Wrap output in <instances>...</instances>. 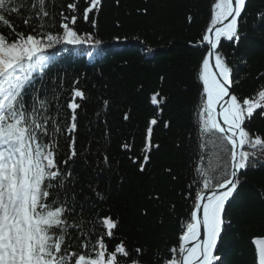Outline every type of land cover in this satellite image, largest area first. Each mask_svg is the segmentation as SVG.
<instances>
[{"label": "snow or ice", "instance_id": "1", "mask_svg": "<svg viewBox=\"0 0 264 264\" xmlns=\"http://www.w3.org/2000/svg\"><path fill=\"white\" fill-rule=\"evenodd\" d=\"M115 2L120 4V0ZM101 8L102 0H69L66 5L59 0H0V23L9 29L0 32V264H141L140 247H135L133 255L124 239L113 244L130 214L114 217L111 209H99L114 191L122 190L127 180V173L120 174L124 160L109 155L111 133L107 128L102 141L80 145V112L88 96L79 79L65 96L63 79L58 73L53 78L56 58L47 55L60 45L98 49L102 40L97 38L98 25L92 15ZM246 12L247 0H214L199 42H189L206 49L195 76L200 97L197 126L202 137L215 138L213 143L222 155L211 169L193 165L194 174L188 171L181 190L184 213L175 221L173 246L158 264H223L217 251L232 224L227 206L239 195L241 175L264 166L256 155L258 148L264 153V138L246 129V121L254 114L264 116V86L254 96L234 94L232 69L220 51L223 41L239 50L240 21ZM12 13L21 15L26 31L17 30L9 18ZM136 13L148 15L149 10L136 9ZM257 16L264 24V12ZM80 19L97 32H81ZM186 19L188 24L193 22L191 14ZM116 27L122 25L117 22ZM114 39L120 41L119 36ZM81 54L93 57V51ZM242 60L247 63V57ZM159 80L162 84L165 76ZM144 87L140 83L137 92ZM161 91L153 90L145 97L155 107L146 118L140 144L125 139L118 145L127 172L142 178L152 174L153 157L161 149L154 141L155 130L161 124L165 130L171 127V121L160 115L167 100ZM112 103L103 98L95 113L97 126L101 121L107 125L104 117ZM131 113V108L124 111L123 121L129 122ZM88 169L91 172L81 183V170ZM105 174L109 181L101 188ZM163 176L169 184L177 181L173 166H164ZM112 177H119L115 190ZM142 196L150 204L161 201L155 188ZM92 208L99 210L86 216ZM175 210L172 202L169 214L174 216ZM137 211L140 217L148 215L147 207ZM252 244V264H264V239H253Z\"/></svg>", "mask_w": 264, "mask_h": 264}, {"label": "trees", "instance_id": "2", "mask_svg": "<svg viewBox=\"0 0 264 264\" xmlns=\"http://www.w3.org/2000/svg\"><path fill=\"white\" fill-rule=\"evenodd\" d=\"M68 2L59 0L64 5ZM213 2L120 0L117 5L115 0H102L100 12L92 15L98 32L83 19L77 24L81 32H97L102 44H109L102 48V55L98 52L100 48H65L66 55L56 61L53 69V78L58 73L63 79L65 96L77 79L88 96V100L82 102L83 110L80 112V145L86 147L89 140L102 141L107 128L111 133L109 155L115 160H124L120 165V174L127 173V180L122 190L114 191L106 203L99 204V209L105 212L111 209L114 217L124 218L130 214L116 232L113 244L124 239L133 255L135 247H140L143 250L141 264H158L161 258L168 255L166 249L173 246L177 231L175 221L184 213L181 190L188 171L191 169L194 174L193 165L211 169L222 155L213 143L215 138L202 137L197 126L200 97L195 76L206 49L192 47L189 43L199 42L200 34L208 24ZM142 8H148V15H137L136 9ZM49 10L52 11L51 8ZM55 10L59 11V8ZM261 12H264V0H247V12L240 21L242 39L239 50H234L231 43L225 42L220 49L232 69L233 93L241 98L254 96L264 86V79H260L264 75V24L257 16ZM187 14L193 16L191 24L187 22ZM9 18L17 30H27L21 15L12 13ZM117 22L122 25L121 28L116 27ZM8 31L0 23V32ZM116 36L120 37V41L114 39ZM86 51H93V57L81 54ZM243 57H247V63L243 62ZM161 75L165 76L162 84L159 80ZM140 83H144L145 87L138 93ZM153 90H162L161 95L167 97L166 103L161 105L163 111L160 115L162 120L171 121V127L165 130L161 124L155 130L154 141L161 144V149L153 157L152 174L142 178L127 172L126 160L118 145L125 139L129 143L135 140L137 146L140 144L146 118L151 116L155 107L145 97ZM103 98H110L113 103L104 117L107 125L101 121L97 126L95 113L100 109ZM129 108L132 109V119L125 122L122 114ZM246 129L264 138V116L254 114L251 120L246 121ZM201 143L205 147L201 148ZM256 155L260 162H264V153L259 148ZM164 166H173L177 175L174 184H169L167 177L163 176ZM90 172L91 169L81 170L84 178L81 183ZM118 179H111L114 190ZM240 179L243 184L239 195L227 206V218L232 220V224L217 251V255L223 258V264H252V240L264 238V202L261 200V194H264V166L249 168ZM108 181L109 176L103 175L100 187L104 188ZM149 188H155L160 193V202L150 204L143 198L142 194ZM172 202L176 204L174 216L169 214ZM145 207L148 215L140 217L137 209ZM99 209L86 210V216Z\"/></svg>", "mask_w": 264, "mask_h": 264}, {"label": "water", "instance_id": "3", "mask_svg": "<svg viewBox=\"0 0 264 264\" xmlns=\"http://www.w3.org/2000/svg\"><path fill=\"white\" fill-rule=\"evenodd\" d=\"M213 63H214V61H213ZM253 246H254V248H255V245L253 244Z\"/></svg>", "mask_w": 264, "mask_h": 264}]
</instances>
